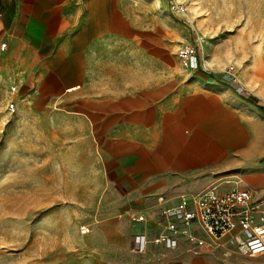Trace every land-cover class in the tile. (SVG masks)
<instances>
[{"label":"crops","instance_id":"obj_1","mask_svg":"<svg viewBox=\"0 0 264 264\" xmlns=\"http://www.w3.org/2000/svg\"><path fill=\"white\" fill-rule=\"evenodd\" d=\"M105 13L99 0H0V40L37 99L77 95L95 46L106 34L120 46L121 26H108ZM190 72L114 66V132L102 144L112 172L87 241L104 264H264V254L244 256L228 240L133 249L136 235L162 231L161 211L182 194L248 188L264 202V95L229 75Z\"/></svg>","mask_w":264,"mask_h":264},{"label":"rangeland","instance_id":"obj_2","mask_svg":"<svg viewBox=\"0 0 264 264\" xmlns=\"http://www.w3.org/2000/svg\"><path fill=\"white\" fill-rule=\"evenodd\" d=\"M102 1L123 38L95 46L77 95L37 99L10 48L0 51V264H104L87 241L112 172L102 144L114 132V66H170L188 78L178 50L201 38L202 61L220 76L234 66L236 87L264 95V0Z\"/></svg>","mask_w":264,"mask_h":264},{"label":"built area","instance_id":"obj_3","mask_svg":"<svg viewBox=\"0 0 264 264\" xmlns=\"http://www.w3.org/2000/svg\"><path fill=\"white\" fill-rule=\"evenodd\" d=\"M202 39L181 47L178 58L183 68L190 71L212 73L216 71L200 57ZM8 42L0 40V50L5 51ZM234 66L225 69L227 75L234 77ZM17 86H12L15 93ZM9 110H16L12 100ZM165 222L160 233L152 238L143 234L135 236L133 249L143 252L148 244L176 247L180 242H192L197 247L228 242L240 254L256 257L264 254V202L256 198L251 189H234L220 192L216 185L209 186L198 193L182 194L174 206L161 211ZM143 221L144 216L135 218ZM83 232L87 229L82 228Z\"/></svg>","mask_w":264,"mask_h":264},{"label":"bare ground","instance_id":"obj_4","mask_svg":"<svg viewBox=\"0 0 264 264\" xmlns=\"http://www.w3.org/2000/svg\"><path fill=\"white\" fill-rule=\"evenodd\" d=\"M194 6H195V5H191V4H190V7H194ZM247 82H248V81H247ZM248 86L251 87L252 84L250 85V84L248 83ZM253 87H254V88H257V90L262 94V87H260V86H259V87H258V86H253Z\"/></svg>","mask_w":264,"mask_h":264}]
</instances>
